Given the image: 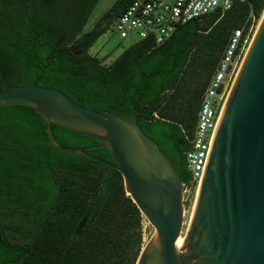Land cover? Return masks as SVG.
I'll list each match as a JSON object with an SVG mask.
<instances>
[{
	"label": "trees",
	"instance_id": "16d2710c",
	"mask_svg": "<svg viewBox=\"0 0 264 264\" xmlns=\"http://www.w3.org/2000/svg\"><path fill=\"white\" fill-rule=\"evenodd\" d=\"M84 2L62 12L51 0H0V90L41 76L39 85L78 104L137 119L188 184L185 153L202 93L234 30L253 29L264 0L189 20L159 44L134 42L108 64L87 53L106 28L79 36ZM128 3L115 0L106 25ZM45 128L30 107L0 109V264H136L143 216L120 172L49 147ZM52 131L59 145L112 161L107 150L90 149L99 144L93 138L55 124Z\"/></svg>",
	"mask_w": 264,
	"mask_h": 264
},
{
	"label": "water",
	"instance_id": "95a60500",
	"mask_svg": "<svg viewBox=\"0 0 264 264\" xmlns=\"http://www.w3.org/2000/svg\"><path fill=\"white\" fill-rule=\"evenodd\" d=\"M40 77L0 90V109L32 108L49 147L120 172L152 226L136 264H264V11L215 124L183 239L184 184L138 120L78 104ZM52 124L93 138L90 149L112 161L59 145Z\"/></svg>",
	"mask_w": 264,
	"mask_h": 264
},
{
	"label": "built area",
	"instance_id": "2783aa9c",
	"mask_svg": "<svg viewBox=\"0 0 264 264\" xmlns=\"http://www.w3.org/2000/svg\"><path fill=\"white\" fill-rule=\"evenodd\" d=\"M246 0H129L114 23L121 39L134 42L149 38L155 44L165 41L177 26L210 13H223L233 2ZM252 28L234 30L224 55L202 93L196 126L186 151L191 179L184 186L198 187L210 139L228 92L251 42Z\"/></svg>",
	"mask_w": 264,
	"mask_h": 264
},
{
	"label": "rangeland",
	"instance_id": "374dc122",
	"mask_svg": "<svg viewBox=\"0 0 264 264\" xmlns=\"http://www.w3.org/2000/svg\"><path fill=\"white\" fill-rule=\"evenodd\" d=\"M42 1V0H37ZM52 3L62 12L77 9L81 5V0H51ZM115 2V0H85V4L89 7L88 19L81 32H89L98 24L99 27L106 28L105 32L98 37L95 43L87 50V53L91 56L97 57L102 63H110L115 59L122 51L127 48L130 44L134 43V40L131 37L126 39H121L115 31L112 22L109 26L104 22V15L110 10V7ZM261 19V18H260ZM257 22L256 26L252 29L253 35L257 29V26L260 22ZM252 35V38H253ZM251 38V40H252ZM243 60V59H242ZM242 62V61H241ZM197 188L194 186H184L183 187V205H184V216H183V226L182 232L183 235L186 231V226L188 224L189 217L191 215L193 203L195 200ZM187 221V222H186ZM143 241L146 243L147 237L152 230V226L143 217Z\"/></svg>",
	"mask_w": 264,
	"mask_h": 264
},
{
	"label": "flooded vegetation",
	"instance_id": "af4514ba",
	"mask_svg": "<svg viewBox=\"0 0 264 264\" xmlns=\"http://www.w3.org/2000/svg\"><path fill=\"white\" fill-rule=\"evenodd\" d=\"M113 5V4H112ZM111 8V7H110ZM68 19H69V21H72L73 19H74V16H72V15H70L69 17H68ZM85 34V32H80L79 33V36L80 35H84Z\"/></svg>",
	"mask_w": 264,
	"mask_h": 264
},
{
	"label": "bare ground",
	"instance_id": "6f19581e",
	"mask_svg": "<svg viewBox=\"0 0 264 264\" xmlns=\"http://www.w3.org/2000/svg\"><path fill=\"white\" fill-rule=\"evenodd\" d=\"M194 204V203H193ZM190 218V217H189ZM187 222V221H186ZM188 222H189V220H188ZM188 225V224H187ZM187 227V226H186ZM187 229V228H186ZM181 239H183L184 238V235H183V233L181 234V237H180Z\"/></svg>",
	"mask_w": 264,
	"mask_h": 264
}]
</instances>
